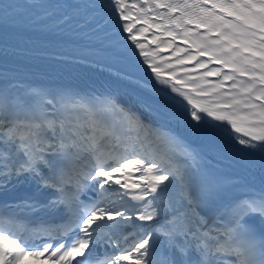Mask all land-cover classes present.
<instances>
[{
	"label": "snow or ice",
	"instance_id": "6c2138e0",
	"mask_svg": "<svg viewBox=\"0 0 264 264\" xmlns=\"http://www.w3.org/2000/svg\"><path fill=\"white\" fill-rule=\"evenodd\" d=\"M21 7L0 3V22ZM25 7L38 26L87 27L129 53L173 110L0 85V194L34 189L0 201V264H264V175L259 186L230 176L215 145L188 139L230 127L264 172V0Z\"/></svg>",
	"mask_w": 264,
	"mask_h": 264
},
{
	"label": "bare ground",
	"instance_id": "6f19581e",
	"mask_svg": "<svg viewBox=\"0 0 264 264\" xmlns=\"http://www.w3.org/2000/svg\"><path fill=\"white\" fill-rule=\"evenodd\" d=\"M39 77H41V73L39 72H33L20 67L0 65V85L10 84L14 80H21L31 86H38L37 80ZM188 139H190L192 143L194 142V138L189 137ZM215 144L218 145L217 151L220 153L217 159L223 162H230L229 167L224 173L233 177H238L243 182L259 186L262 175H264L259 161L250 154L239 149L227 148L221 145L220 142ZM22 261H24V259H22ZM38 264H48V261L39 260Z\"/></svg>",
	"mask_w": 264,
	"mask_h": 264
}]
</instances>
